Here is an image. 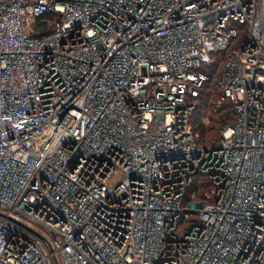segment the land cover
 Masks as SVG:
<instances>
[{
    "label": "built area",
    "instance_id": "2783aa9c",
    "mask_svg": "<svg viewBox=\"0 0 264 264\" xmlns=\"http://www.w3.org/2000/svg\"><path fill=\"white\" fill-rule=\"evenodd\" d=\"M0 264H264V0H0Z\"/></svg>",
    "mask_w": 264,
    "mask_h": 264
},
{
    "label": "trees",
    "instance_id": "16d2710c",
    "mask_svg": "<svg viewBox=\"0 0 264 264\" xmlns=\"http://www.w3.org/2000/svg\"><path fill=\"white\" fill-rule=\"evenodd\" d=\"M48 17L55 19L52 15H48ZM54 24L38 22V25H43L46 28L43 33L52 32L55 28ZM226 54L227 52L217 55V62L211 69L212 78L201 89L198 98L194 100L196 111L193 115V129L199 134L198 141L206 146L217 144L221 138L222 128L235 120L232 103L227 99L217 103L218 97L216 98L218 93L222 98V93L216 86L215 78Z\"/></svg>",
    "mask_w": 264,
    "mask_h": 264
},
{
    "label": "rangeland",
    "instance_id": "374dc122",
    "mask_svg": "<svg viewBox=\"0 0 264 264\" xmlns=\"http://www.w3.org/2000/svg\"><path fill=\"white\" fill-rule=\"evenodd\" d=\"M216 98H217V103L224 102V99L221 98V95L219 93L217 94Z\"/></svg>",
    "mask_w": 264,
    "mask_h": 264
}]
</instances>
